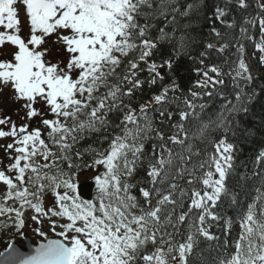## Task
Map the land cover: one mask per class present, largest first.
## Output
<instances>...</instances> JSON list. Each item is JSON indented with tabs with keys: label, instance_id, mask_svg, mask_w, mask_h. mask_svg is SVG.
Listing matches in <instances>:
<instances>
[{
	"label": "snow or ice",
	"instance_id": "1",
	"mask_svg": "<svg viewBox=\"0 0 264 264\" xmlns=\"http://www.w3.org/2000/svg\"><path fill=\"white\" fill-rule=\"evenodd\" d=\"M0 56V264H264V0H0Z\"/></svg>",
	"mask_w": 264,
	"mask_h": 264
},
{
	"label": "rangeland",
	"instance_id": "2",
	"mask_svg": "<svg viewBox=\"0 0 264 264\" xmlns=\"http://www.w3.org/2000/svg\"><path fill=\"white\" fill-rule=\"evenodd\" d=\"M11 50L12 49H9V51H11ZM2 58H4V57L0 56V59H2ZM3 100H4V102L0 103V109H3V111L6 112L8 115H10L13 120H16L18 125L20 123H22V121L19 119V117L16 116L15 112L13 111L14 108L18 107V105L8 103L6 95L3 97ZM21 115H23V113H21ZM10 142H11L10 139L0 140V144H6V143H10ZM3 156H4L3 149H0V157H3ZM5 162L7 163L8 161L6 160ZM91 176H92V173L82 175L79 178L81 181V184H83L85 181L91 182ZM0 191H3L2 186H0ZM93 193H94V190H93ZM34 227H36V225L34 223H32L30 228L24 229L26 238H21L19 235H10V233L0 231V251L4 250L9 239L13 240L15 242V244L17 246H20V247L22 246L20 242L23 239H27L30 241V243L36 244L38 241L41 240V238L38 237L37 235H35V233L32 231V228H34ZM44 230L47 231L46 226H45ZM49 235H51V233H49Z\"/></svg>",
	"mask_w": 264,
	"mask_h": 264
},
{
	"label": "water",
	"instance_id": "3",
	"mask_svg": "<svg viewBox=\"0 0 264 264\" xmlns=\"http://www.w3.org/2000/svg\"><path fill=\"white\" fill-rule=\"evenodd\" d=\"M90 183V182H89ZM87 191L88 192H92V188H89V189H87ZM40 241H38L36 244H32V243H30V241L29 240H27V239H23V240H21V247L20 246H18V247H20L22 250H25V251H28V250H30L31 248H34L35 246H37L38 245V243H39Z\"/></svg>",
	"mask_w": 264,
	"mask_h": 264
},
{
	"label": "trees",
	"instance_id": "4",
	"mask_svg": "<svg viewBox=\"0 0 264 264\" xmlns=\"http://www.w3.org/2000/svg\"><path fill=\"white\" fill-rule=\"evenodd\" d=\"M258 145H259V140H257V146H258ZM88 173H91V172L82 173L81 176H82V175H85V174H88ZM81 176H80V177H81ZM80 177H79V178H80Z\"/></svg>",
	"mask_w": 264,
	"mask_h": 264
}]
</instances>
